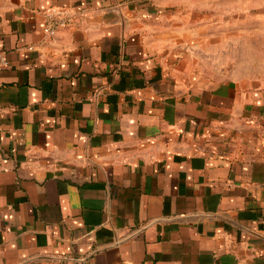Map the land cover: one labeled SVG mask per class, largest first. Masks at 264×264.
<instances>
[{
  "label": "crops",
  "instance_id": "crops-1",
  "mask_svg": "<svg viewBox=\"0 0 264 264\" xmlns=\"http://www.w3.org/2000/svg\"><path fill=\"white\" fill-rule=\"evenodd\" d=\"M218 4L0 0V264H264V79L213 63Z\"/></svg>",
  "mask_w": 264,
  "mask_h": 264
},
{
  "label": "rangeland",
  "instance_id": "rangeland-1",
  "mask_svg": "<svg viewBox=\"0 0 264 264\" xmlns=\"http://www.w3.org/2000/svg\"><path fill=\"white\" fill-rule=\"evenodd\" d=\"M217 1V8H228V14L211 21L226 24L227 37L213 44V63L225 60L229 73L264 79V0Z\"/></svg>",
  "mask_w": 264,
  "mask_h": 264
},
{
  "label": "built area",
  "instance_id": "built-area-1",
  "mask_svg": "<svg viewBox=\"0 0 264 264\" xmlns=\"http://www.w3.org/2000/svg\"><path fill=\"white\" fill-rule=\"evenodd\" d=\"M87 14L85 11H75L60 7H52L45 15L44 33L54 38L60 30L73 27L80 18H84ZM8 63L4 56L0 55V75L7 68ZM0 82V88L2 87Z\"/></svg>",
  "mask_w": 264,
  "mask_h": 264
}]
</instances>
